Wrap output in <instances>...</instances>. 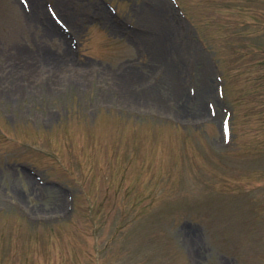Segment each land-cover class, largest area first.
I'll return each instance as SVG.
<instances>
[{
	"label": "rangeland",
	"instance_id": "1",
	"mask_svg": "<svg viewBox=\"0 0 264 264\" xmlns=\"http://www.w3.org/2000/svg\"><path fill=\"white\" fill-rule=\"evenodd\" d=\"M0 264H264V0H0Z\"/></svg>",
	"mask_w": 264,
	"mask_h": 264
},
{
	"label": "bare ground",
	"instance_id": "2",
	"mask_svg": "<svg viewBox=\"0 0 264 264\" xmlns=\"http://www.w3.org/2000/svg\"><path fill=\"white\" fill-rule=\"evenodd\" d=\"M151 15H153V14H151ZM51 29V28H50ZM204 87H205V85H204ZM203 95H205V94H203ZM202 112V111H201ZM202 114H204V112H202L201 114H199L198 116H200V115H202ZM204 116V115H203Z\"/></svg>",
	"mask_w": 264,
	"mask_h": 264
}]
</instances>
